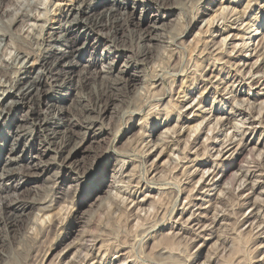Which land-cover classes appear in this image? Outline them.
<instances>
[{
	"label": "rangeland",
	"instance_id": "obj_1",
	"mask_svg": "<svg viewBox=\"0 0 264 264\" xmlns=\"http://www.w3.org/2000/svg\"><path fill=\"white\" fill-rule=\"evenodd\" d=\"M5 1L0 0V30L2 29L3 32L6 28L5 33L3 32L6 34L5 41L0 47V103L8 105L11 99L7 98V93L12 89L17 78L25 77L32 66L38 63V59L45 55V51L53 49L49 46L48 41H53L57 37L59 39L61 35H64L70 23L81 20L76 13L77 9L80 7L81 9L93 8L101 0ZM116 1L92 9L88 16L82 19V21L88 19L89 22L93 21L94 23L100 15L105 16L103 25L101 24L96 32L84 34L81 29H77L69 36L68 42L66 41L76 49H83L85 53L76 60L77 62H73L76 65L73 75L65 71L59 73L60 82L57 86H60V90H58V97H61L62 100L60 106L65 111L71 112V115L76 119L75 123L78 124V127H75L74 131L78 137L84 136L90 129L93 130V133H99L95 136L96 139L89 141L77 155L78 169L67 174H59L61 171L58 165L61 159L68 156L69 150L75 144L73 141L74 144H71L70 134L64 128L65 126L56 128L57 133L51 139L52 151L45 150L46 147L40 149L41 151L36 150L33 152V156L37 158L31 159V161L27 154L26 162L29 167L25 165H21V167L20 164H17L12 166V169L5 170L3 166H0V174L5 172H9V175L16 174L14 181H21V185L25 186L20 191L21 195L16 194L19 197L17 198L21 200H45L51 205L52 202H56V199L58 201L57 197L63 192L62 187L67 188L73 184L75 178L83 171L80 176H83L84 179L81 180L79 192L75 194V197L73 196V199L67 202L60 201L56 206H53L50 211L53 218L43 222L44 225L42 221L34 222L35 215L39 214L38 207L26 211L27 215L16 213L17 219L14 217L15 222L13 221L12 224L10 221L7 222V216L1 211L0 264H5L6 261L7 264H264V223H262L264 221V193H261L264 191V155L262 159L257 155L254 156L257 157V159L255 158L257 163L254 161V157H248V155L246 161L241 162L244 163L242 165L247 164L246 168L257 165H259V169L261 168L257 172L259 176L256 174L258 176L256 179L259 182L257 180V189L254 192L244 189L247 183L244 185L243 178L242 180L239 178L241 175L239 171L240 159L235 161L231 156L232 151L237 149L239 143L241 145L244 142L252 143L251 146L256 147L258 154L264 151V111L260 107L264 101V0H236L235 4L230 5L236 7L234 14L226 16L228 19H226L225 25L229 28L228 32L223 36L215 33L214 35L217 37L214 39L211 37V32L207 30V22L204 20L207 21L209 16L219 9L221 3L228 6L233 0ZM249 3L250 5H248ZM11 20H15L13 21L15 23H11ZM220 22L218 27L223 23ZM249 30L251 31L249 32ZM152 34L158 35L161 40L164 39V43L160 42L161 45L155 42L150 44L149 36H153ZM226 37L229 38L223 44L222 39ZM245 42L250 43L247 52L243 48ZM146 44L148 47L152 46L151 49L147 50ZM19 47L21 49H18ZM56 47L58 45H55L54 48ZM255 47L257 50L253 51ZM142 51L146 53L150 51L149 58L145 57ZM242 52L246 58L241 62L239 60L241 55L243 57ZM140 54L142 56H138ZM24 55L29 57H24ZM151 56L153 58H150ZM247 59L249 61H246ZM211 62L214 64L212 65ZM257 67H260L258 72L255 71ZM6 69L8 70L7 74L4 72ZM250 70L253 74L249 72ZM133 73L139 74L141 79L130 84V76L134 75ZM64 76L67 78L73 76L72 82L64 85L63 81L66 79V77L63 78ZM208 76L213 84L205 82L209 78ZM146 79L151 81H149L150 84ZM142 80L147 81L148 84L144 85L145 82ZM60 84L64 88H61ZM155 92L158 94L155 95ZM185 92L187 97H185ZM2 93L5 95L3 96ZM258 94L260 95L258 96ZM231 95L235 97H231ZM214 96L217 102H213ZM77 104L80 105L77 106ZM249 106L253 107L251 116L240 112L241 109L250 108ZM259 107L260 109H258ZM6 111H9V107L6 108ZM27 111L29 110L27 109L22 114L19 110H13L2 118L0 121V151L4 150L6 154L10 155L9 148H11L13 139L7 135L21 117H27ZM258 112L263 113L260 115ZM180 113L184 115L181 120L189 115L191 118L198 115L199 120L194 123L204 121L200 126V132H197L198 134L188 135L190 131L185 130L186 128L179 130V127L182 126V122L178 120ZM252 116L254 119L259 117L262 121L263 126H260L261 128L257 132L249 130V123L253 121ZM166 118H168V122L164 124ZM217 118H219L218 121H221V123L218 122L220 123L219 128L221 124L225 125L222 129L217 128L216 125L217 130L213 129V123L216 124ZM141 120H145L150 125L149 127L160 125L156 131H146L147 138L145 140L139 133ZM59 121L64 125L66 119L62 118ZM194 123L192 125H195ZM91 124L96 126L92 127ZM26 125V129L30 128L29 124ZM174 127H176L175 130H173ZM168 130L171 131L169 134L172 133V136L167 134L169 139L167 140L174 143V150L170 151L169 149L165 157L156 165L154 160L162 148L155 146L156 148L150 150V146L154 143L152 142L149 146L147 143L150 139L155 142L161 133L168 132ZM180 131L182 136L177 139ZM34 132L33 140H23L18 146L21 152L19 154L22 156L26 151L39 148L43 143V136L36 133L35 130ZM148 136L152 137L148 138ZM188 141L189 143H187ZM63 143L69 144L65 151L60 149L62 147L60 145ZM228 146L229 148L224 153H219ZM230 149L232 151L227 154ZM149 152L152 153V156H149ZM217 155L218 158H216ZM196 159L197 161H195ZM119 160L123 161V165L125 163L124 169L122 166H118ZM212 173H214L213 176H219L216 180L222 179L223 181L214 192L209 190L210 184L213 183L212 176L210 177ZM239 173L240 175H238ZM261 175L263 176L261 177ZM113 176H115L117 184L114 183ZM254 179L252 181H256ZM103 182L107 185L101 189ZM241 183L244 190L240 187ZM93 185L97 188L93 189ZM224 185L225 188H223ZM237 186L238 188H236ZM5 196H0V200H3ZM12 197L10 199L14 200ZM253 199L257 204L253 202ZM85 200L88 202L84 203ZM127 200L129 201L127 202ZM250 205H254V208L257 209L255 210V213H258L257 218L251 215ZM141 208L143 209L141 210ZM182 211L185 213L182 214ZM193 213L195 217H198L196 220H200L205 227L200 228V225L196 224L195 218L191 217ZM202 213L205 218L201 217ZM74 218L79 219L75 221ZM189 218L191 220L187 224ZM50 221H55L56 227ZM223 222L224 224H222ZM186 225L188 229L184 228ZM258 225H261L260 229Z\"/></svg>",
	"mask_w": 264,
	"mask_h": 264
},
{
	"label": "bare ground",
	"instance_id": "obj_2",
	"mask_svg": "<svg viewBox=\"0 0 264 264\" xmlns=\"http://www.w3.org/2000/svg\"><path fill=\"white\" fill-rule=\"evenodd\" d=\"M7 1V0H6ZM5 1V2H6ZM9 1V0H8ZM7 1V2H8ZM116 1V0H115ZM114 0H110V1H108V0H101L100 2H97L96 3V5L93 7V8H91V7H88L87 9H81V7L79 8V9H77L76 11V13L80 16V18H81V20H77L78 22H76V23H70V25L66 28V30H65V33H64V35H61V37L59 38V39H55V40H53V41H48V43H49V46L50 47H53V49H47L46 51H45V55L44 56H42V57H40V59H38V63H37V60H36V65H33L32 66V68L30 69V71L27 73V75H25V77H21V79H18L17 78V81L14 83V85H13V87H12V89L7 93V98H9V99H11V100H9L10 102L8 103V105L6 106V105H4V103L3 102H1L0 103V121H2V118H4L7 114H10L13 110H19V111H21L22 112V114L28 109L29 111H27L26 113H27V117H21L20 119H19V122H17L15 125H14V128L13 129H11L10 130V132L8 133L9 135H7V137H9V138H12L13 139V141H12V144H11V148H9V150H10V155L9 154H6L5 152H4V150H1L0 151V166L2 167L3 166V168L5 169V170H10V169H12V166H14V165H17V164H20V166L21 165H25V166H27V167H29V165L27 164V162H26V159H27V156L29 155V159H30V161H31V159H33V158H37V157H35V156H33V152L34 151H36V150H40V149H42L43 147L45 148L46 147V149L45 150H48V151H52V149H51V146H52V141H51V139L52 138H54L55 137V135H56V128L57 127H60V126H65L64 128H66L67 129V131H68V133L70 134V136H69V139H70V141H71V144H74V147L72 148V149H70L69 150V153H68V156H66L65 158H62L61 159V162H60V164L58 165L59 166V169H60V171L61 172H59V174L60 173H64V174H67V173H70V172H72L73 170H75V169H78L77 167H78V163H79V161L76 159V157H77V155L80 153V151H82V149H83V147L89 142V141H91L92 139H96V135H98L97 133H93V130H88L89 132H86V134L84 135V136H82V137H78L77 135H76V133H75V127H78V124H76L75 122H77L76 121V119H74V116L73 115H71V112H67V111H65L64 109H63V107L61 108V102H62V100H61V97H58V90H60L59 88H60V86H57L58 84H59V82H60V77H59V73L62 71V72H66V73H70V74H72L73 75V73H74V68L76 67V65L73 63L74 61H76V60H78L81 56H82V54L83 53H85V51L83 50V49H81V48H75V46H73V45H69L67 42V40L69 39V36L73 33V32H75V30H77V29H81V32L82 33H88V32H96V30H97V28H99L100 27V25L102 24V23H104L103 22V20H105L104 18H105V16H103V15H100V17L99 18H97L95 21H94V23H93V21L92 22H89V20L87 19L86 21L85 20H83L82 21V19L85 17V16H88V14L91 12V10L92 9H97L98 7L100 8L102 5H106L107 3H110V2H115ZM156 1V0H155ZM226 1V0H225ZM78 2V1H77ZM117 2V1H116ZM123 2V1H122ZM247 2H250V1H247ZM2 3V2H1ZM91 3H92V1H91ZM138 3V2H137ZM236 3V0H233L228 6L226 5V6H224V4L223 3H221L219 6V9L218 10H216L211 16H209V19H207V21L206 20H204L205 22H207L206 24H207V27H208V31H210L211 32V37H212V39H214V38H216L217 37V35L218 34H220V36H223L225 33H227L228 32V29L229 28H227L226 27V25H225V23H226V19H228V17H226V16H228V14L230 15V14H234V12H235V9H236V7L234 8V7H231L230 5H232V4H235ZM162 5H164V4H162ZM248 5H250V3L248 4ZM1 6H2V4H1ZM79 6V5H78ZM115 6V5H114ZM103 7V6H102ZM210 8V7H209ZM1 9V8H0ZM5 9V8H4ZM109 9H110V7H109ZM113 9H115L116 10V8H114L113 7ZM246 9V8H245ZM251 10V9H250ZM109 11V10H108ZM113 11V10H112ZM94 12V11H93ZM101 12V11H100ZM104 12V11H103ZM107 12V11H106ZM111 12V11H110ZM245 12V11H244ZM5 13V12H4ZM11 13H12V11H11ZM76 13H75V15H76ZM109 13V12H108ZM108 13H107V15H108ZM242 13H243V11H242ZM247 13V12H246ZM111 14V13H110ZM18 15V14H17ZM78 15L77 16H75L76 18L78 17ZM119 15V14H118ZM181 16V15H180ZM239 16V15H238ZM6 17V16H5ZM110 17V16H109ZM237 17V16H236ZM245 17V16H244ZM21 18V17H20ZM179 18V17H178ZM182 18V17H181ZM180 18V19H181ZM238 19H239V17H237ZM242 18V17H241ZM86 19V18H85ZM92 19H94V18H92ZM206 19V18H205ZM20 20V19H19ZM22 20V19H21ZM74 20H75V18H74ZM116 20V19H115ZM178 20V19H177ZM240 20V19H239ZM242 20V19H241ZM13 21H15V20H11V23L13 22ZM203 21V22H204ZM223 22L222 23V25L220 26L219 25V27H218V24H219V22ZM9 22V21H8ZM71 22H74V21H71ZM111 22V21H110ZM114 22V21H113ZM220 22V23H221ZM229 22V21H228ZM10 23V24H11ZM15 22H13V24H14ZM67 23V22H66ZM191 23V22H190ZM2 24V23H1ZM122 24V23H121ZM169 24V23H168ZM5 25V24H4ZM12 25V24H11ZM103 25V24H102ZM113 25V24H112ZM232 25V24H231ZM250 25V24H249ZM3 26V25H2ZM9 26V25H8ZM157 27V26H156ZM165 27H166V25H165ZM189 27V26H188ZM240 27V26H239ZM238 27V28H239ZM250 27V26H249ZM155 28V27H154ZM253 28V27H252ZM5 30H6V28H4ZM158 29V28H157ZM164 29V28H163ZM245 29V28H244ZM2 30V29H1ZM0 30V47H1V45H2V43L5 41V37H6V34H4L5 32V30L2 32ZM207 30H205V31H207ZM100 31V30H99ZM213 31V32H212ZM238 31V30H237ZM251 30H249V32H250ZM8 32V31H7ZM111 32V31H110ZM118 32V31H117ZM116 32V33H117ZM201 32V31H200ZM242 32V31H241ZM198 33V32H197ZM207 33V32H206ZM215 33H217V35H214ZM230 33V32H229ZM253 33V32H252ZM10 34V33H9ZM8 34V35H9ZM80 34V33H79ZM53 35V34H52ZM59 35V34H58ZM105 35V34H104ZM147 35V34H146ZM153 35V34H152ZM166 35V34H165ZM231 35V34H230ZM239 35V34H238ZM46 36V35H45ZM197 36V35H196ZM199 36H201V35H199ZM150 38H151V40H150V38H149V43L150 44H152L153 42H155V43H157V44H159L160 42H162V43H164V39L163 40H161V37H159L158 38V35H153V36H149ZM230 37V36H229ZM229 37H226V38H223L222 39V42H224L225 40H227ZM234 38H236L237 36H233ZM251 37V36H250ZM27 38V37H26ZM114 38V37H113ZM181 38V37H180ZM196 38V37H195ZM222 38V37H221ZM19 39V38H18ZM196 39H198V38H196ZM251 39V38H250ZM23 40V39H22ZM118 40V39H117ZM171 40V39H170ZM33 41V40H32ZM67 41V42H66ZM114 41V40H113ZM167 41V40H166ZM168 41H169V39H168ZM197 41V40H196ZM208 41V40H207ZM206 41V42H207ZM243 41V40H242ZM111 42V41H110ZM119 42V41H118ZM148 42V41H147ZM174 42V41H173ZM211 42H212V40H211ZM220 42V41H219ZM218 42V43H219ZM226 42V41H225ZM225 42L223 43V44H225ZM262 42V41H261ZM260 42V43H261ZM15 43V42H14ZM18 43V42H17ZM20 43V42H19ZM114 43V42H113ZM146 43V42H145ZM145 43H144V45H145ZM148 43V44H149ZM26 44V43H25ZM36 44V43H35ZM47 44V43H46ZM112 44V43H111ZM124 44V43H123ZM220 44V43H219ZM256 44V43H255ZM7 45V44H6ZM15 45V44H14ZM23 45V44H22ZM55 45H58V47H56V48H54L55 47ZM160 45H161V43H160ZM164 45V44H163ZM168 45V44H167ZM41 46H42V44H41ZM40 46V47H41ZM126 46V45H125ZM157 46H159V45H157ZM166 46V45H165ZM165 46H163V47H165ZM169 46V45H168ZM170 46H172V45H170ZM175 46V45H174ZM216 46H218V45H216ZM253 46H255V45H253ZM262 46V45H261ZM16 47V46H15ZM32 47V46H31ZM35 47V46H34ZM146 47H147V50L148 49H151V47L152 46H150L149 45V47H148V45L146 44ZM160 47V46H159ZM213 47V46H212ZM227 47V46H226ZM234 47V46H233ZM236 47V46H235ZM238 47H239V45H238ZM4 48H5V46H4ZM17 48V47H16ZM38 48V47H37ZM45 48V47H44ZM49 48V47H48ZM107 48V47H106ZM124 48V47H123ZM174 48V47H173ZM172 48V49H173ZM205 49H206V47H204ZM208 48V47H207ZM215 48V47H214ZM237 48V47H236ZM244 50H245V52H247L248 51V49L250 48V43H246L245 42V45H244ZM262 48V47H261ZM18 49H21L20 47L18 48ZM23 49V48H22ZM34 49V48H33ZM46 49V48H45ZM105 49V48H104ZM127 49V48H126ZM144 49V48H143ZM163 49V48H162ZM166 49H167V47H166ZM263 49V48H262ZM176 50V49H175ZM206 50H208V49H206ZM244 50H243V52H244ZM255 50H257V47H255L254 49H253V51H255ZM264 50V49H263ZM262 50V51H263ZM141 51V50H140ZM140 51H139V53H140ZM168 51V50H167ZM171 51V50H170ZM219 51H220V49H219ZM225 51V50H224ZM26 52V51H25ZM142 52H144L143 53V55L145 56V57H148L149 58V55H150V51H147V53L145 52V51H142ZM161 52V51H160ZM174 52V51H173ZM233 52H234V49H233ZM242 52V53H243ZM1 53V52H0ZM30 53V52H29ZM159 53V52H158ZM169 53H171V52H169ZM203 53V52H202ZM208 53V52H207ZM212 53V52H211ZM224 53V52H223ZM174 54V53H173ZM21 55V54H20ZM158 55H160V54H158ZM157 55V56H158ZM172 55V54H171ZM214 55V54H213ZM28 55H24V57H27ZM138 56H142L141 54L140 55H138ZM201 56V55H200ZM208 56V55H207ZM252 56V55H251ZM257 56V55H256ZM23 57V58H24ZM29 57V56H28ZM144 57V58H145ZM199 57V56H198ZM1 58V57H0ZM150 58H153L152 56L150 57ZM157 58V57H156ZM244 58H246V55H244V53H243V57H242V55H241V59L239 60V61H244ZM248 58H250V57H248ZM146 59V58H145ZM217 59V58H216ZM219 59H221V58H219ZM229 59V58H228ZM25 60V59H24ZM142 60V59H141ZM150 60V59H149ZM236 60V59H235ZM259 60V59H258ZM1 61V60H0ZM214 61H216V60H214ZM246 61H249L248 59L246 60ZM5 62V61H4ZM23 62V61H22ZM25 62V61H24ZM77 62V61H76ZM152 62V61H151ZM222 62V61H221ZM230 62V61H229ZM256 62H258V61H256ZM31 63V62H30ZM231 63V62H230ZM229 63V64H230ZM12 64V63H11ZM16 64H17V62H16ZM15 64V65H16ZM22 64V63H21ZM79 64V63H78ZM211 64H212V62H211ZM214 64V63H213ZM212 64V65H213ZM253 64V63H252ZM263 64V63H262ZM14 65V64H13ZM24 65V64H23ZM125 65V64H124ZM201 65H202V63H201ZM201 65H200V67H201ZM231 65V64H230ZM244 65H246V62H244ZM255 65H257L256 63H255ZM254 65V66H255ZM2 66V65H1ZM21 66V65H20ZM87 66V65H86ZM110 66V65H109ZM126 66V65H125ZM254 66H252V67H254ZM85 67V66H84ZM230 67V66H229ZM235 67V66H234ZM251 67V66H250ZM156 68V67H155ZM154 68V69H155ZM202 68V67H201ZM244 68V67H243ZM260 67H257L256 68V72H258V69H259ZM2 69V68H1ZM21 69V68H20ZM112 69V68H111ZM130 69V68H129ZM139 69V68H138ZM199 69V68H198ZM207 69V68H206ZM223 69V68H222ZM242 69V68H241ZM252 69V68H251ZM7 70V69H6ZM4 71L5 72V74H7V72H8V70L7 71ZM240 70V69H239ZM10 71V70H9ZM137 71V70H136ZM185 71V70H184ZM196 71H198L197 69H196ZM236 71V70H235ZM241 71V70H240ZM254 71V72H255ZM2 72V71H1ZM102 72V71H101ZM124 72V71H123ZM183 72V71H182ZM181 72V73H182ZM203 72V71H202ZM249 72H251V70L249 71ZM13 73V72H12ZM17 73V72H16ZM108 73V72H107ZM154 73H155V71H154ZM185 73V72H184ZM235 73V72H234ZM242 73V72H241ZM240 73V74H241ZM252 73V72H251ZM63 74V73H62ZM134 74V73H133ZM164 75H165V73H163ZM253 74V73H252ZM4 75V74H3ZM92 75V74H91ZM156 75V74H155ZM158 75V74H157ZM175 75V74H174ZM182 75V74H181ZM207 75V74H206ZM250 75V74H249ZM97 76V75H96ZM108 76V75H107ZM106 76V77H107ZM163 76V75H162ZM202 76V75H201ZM204 76V75H203ZM210 76V75H209ZM208 76V77H209ZM212 76V75H211ZM254 76V75H253ZM3 77V76H2ZM13 77V76H12ZM66 76H64L63 78H65ZM73 77V76H72ZM72 77L70 78H67L66 77V79L63 81V84L65 85V83H71L72 81ZM103 77V76H102ZM123 77V76H122ZM188 77V76H187ZM189 77H190V75H189ZM206 77V76H205ZM20 78V77H19ZM62 77H61V80L63 79ZM94 78V77H93ZM105 78V77H104ZM115 78V77H114ZM120 78V77H119ZM146 78V77H145ZM155 78V77H154ZM153 78V79H154ZM156 78H157V76H156ZM196 78V77H195ZM213 78V77H212ZM3 79V78H2ZM1 79V80H2ZM103 79V78H102ZM108 79V78H107ZM140 79H141V77L139 76V74H134V75H131L130 76V84H132V82L133 81H136V80H138V81H140ZM201 80H202V78H200ZM242 79H244V78H242ZM68 80V81H67ZM70 80V81H69ZM113 80V79H112ZM111 80V81H112ZM118 80V79H117ZM129 80V79H128ZM147 80V79H146ZM191 80V79H190ZM233 80V79H232ZM14 81V80H13ZM103 81V80H102ZM148 81V80H147ZM147 81H143L142 80V82H145V83H143L144 85H146V83H147ZM150 81V80H149ZM149 81H148V83H149ZM188 81V80H187ZM195 81V80H194ZM203 81H205L204 79H203ZM246 81V80H245ZM12 82V81H11ZM90 82V81H89ZM126 82V81H125ZM151 82V81H150ZM202 82V81H201ZM205 82H207V83H212V80H211V78L209 77ZM204 82V83H205ZM101 83V82H100ZM103 83V82H102ZM147 83V84H148ZM157 83V82H156ZM159 83V82H158ZM182 83L184 84V80L182 81ZM203 83V82H202ZM264 83V82H263ZM8 84H9V81H8ZM82 84V83H81ZM105 84V83H104ZM113 84V83H112ZM118 84V83H117ZM134 84V83H133ZM150 84V83H149ZM213 84V83H212ZM61 85V84H60ZM135 85V84H134ZM208 85V84H207ZM210 85V84H209ZM222 85V84H221ZM235 85V84H234ZM12 86V85H11ZM109 86V85H108ZM142 86V85H141ZM152 86H154L153 85V83H152ZM156 86V85H155ZM161 87H162V85H160ZM205 86V85H204ZM63 87V85H61V88ZM80 87V86H79ZM82 87V86H81ZM114 87V86H113ZM151 87V86H150ZM64 88V87H63ZM69 88V87H68ZM142 88V87H141ZM140 88V89H141ZM144 88H146V87H144ZM163 88V87H162ZM219 88V87H218ZM227 88V87H226ZM253 88V87H252ZM154 89V88H153ZM157 89V88H156ZM207 89V88H206ZM205 89V90H206ZM87 90V89H86ZM162 90H164V89H162ZM161 91V90H160ZM226 91V90H225ZM228 91V90H227ZM112 92V91H111ZM153 92V91H152ZM193 92V91H192ZM229 92V91H228ZM141 93V92H140ZM142 93H143V90H142ZM149 93V92H148ZM121 94V93H120ZM156 94H158V93H156L155 92V95ZM185 94V97H187V94H186V92L184 93ZM235 94V93H234ZM2 95L4 96L5 95V93H2ZM122 95V94H121ZM153 96H154V94H152ZM203 95V94H202ZM230 95V94H229ZM260 94H258V96H259ZM96 96H98V95H96ZM100 96H101V94H100ZM183 96V95H182ZM232 96H234V95H231V97ZM91 97V96H90ZM114 97V96H113ZM155 97V96H154ZM235 97V96H234ZM80 98V97H79ZM97 98V97H96ZM202 98V97H201ZM77 99V98H76ZM86 99V98H85ZM1 100V99H0ZM78 100V99H77ZM76 100V101H77ZM79 100H81V99H79ZM96 100V99H95ZM152 100V99H151ZM172 100V99H171ZM170 100V101H171ZM107 101V100H106ZM150 101V100H149ZM195 101V100H194ZM200 101V100H199ZM238 101V100H237ZM244 101V100H243ZM248 101V100H247ZM8 102V101H7ZM45 102H48L46 105L44 104ZM81 102V101H80ZM79 102V103H80ZM100 102V101H99ZM213 102H217L216 100H215V96H214V100H213ZM235 102H236V99H235ZM5 103H6V101H5ZM72 103V102H71ZM77 103V102H76ZM186 103V102H185ZM199 103V102H198ZM244 103V102H243ZM250 103V102H249ZM170 104V103H169ZM192 104V103H191ZM241 104V103H240ZM256 104V103H255ZM78 105H80V104H77V106ZM100 106H101V104H99ZM258 105H259V103H258ZM84 106V105H83ZM190 106V105H189ZM236 106V105H235ZM238 106H240V105H238ZM253 106V105H252ZM9 107V111H6V108H8ZM105 107V106H104ZM197 107V106H196ZM250 107V106H249ZM256 107V106H255ZM260 107H262V111H264V101H263V103H261V105H260ZM260 107L258 108V109H260ZM106 108V107H105ZM105 108H104V110H105ZM165 108H167V107H165ZM200 108H201V106H200ZM237 108H239V107H237ZM241 108V107H240ZM75 109V108H74ZM179 109V108H178ZM193 109V108H192ZM233 109V108H232ZM257 109V110H258ZM259 111V110H258ZM100 112V111H99ZM170 112V111H169ZM240 112H243L245 115H246V113H247V115L248 116H251L252 114H253V107H250V108H247V109H244V110H240ZM261 112V111H260ZM197 113V112H196ZM259 113V112H258ZM263 113V112H262ZM262 113H259L260 115H262ZM21 114V115H22ZM102 114V113H101ZM138 114V113H137ZM181 114V113H180ZM200 114V113H199ZM243 114V115H244ZM25 115V114H24ZM82 115V114H81ZM169 115V114H168ZM257 115V114H256ZM184 115L183 114H181L180 115V117H179V121L180 122H182V126L181 127H179V130H182V129H184V128H186L185 130H188V131H190V133H188V135L190 134V135H192L191 133H193L194 135H195V133H199L200 131V126H201V124L204 122L202 119V122H200L199 123V121H198V123L197 124H195L196 123V121L197 120H199V116L198 115H194V117L193 118H191L190 117V115L188 116V117H185V118H183L182 120H181V118L183 117ZM186 116V115H185ZM209 116V115H208ZM241 117V116H240ZM258 117V116H257ZM261 117V116H260ZM62 118H65L66 119V122H65V124L64 125H62L61 123H60V121H59V119H62ZM97 118V117H96ZM146 118H148V117H146ZM169 118V117H168ZM168 118H166V120H165V122H164V124H166L167 122H168ZM204 119L206 118V116L205 117H203ZM248 118V117H247ZM89 119V118H88ZM95 119V118H94ZM98 119V118H97ZM251 119L253 120L252 122H250L249 123V125H250V128H249V130H252L253 132H257L258 130H259V128H261L260 126H263L262 125V121L260 120L261 118H255L254 119V116H252L251 117ZM78 120V119H77ZM87 120V119H86ZM219 120V118H217V122H216V124H214L213 123V129H216L217 130V128H219L218 126L220 125V123H221V121H218ZM221 120H222V118H221ZM244 120V119H243ZM62 121V120H61ZM84 121H85V119H84ZM216 121V120H215ZM246 121V120H245ZM102 122V121H101ZM195 122V123H194ZM218 122H220V123H218ZM85 123V122H84ZM192 123H194L195 125H192ZM26 124H29V126H30V128H35V129H30V128H28V129H26V127H27V125ZM26 125V126H25ZM92 125V127H95L96 125L95 124H91ZM95 125V126H94ZM215 125L217 126V128L215 127ZM28 126V127H29ZM32 126V127H31ZM139 126L141 127V130L139 131V133H140V136L142 137V138H144V140H145V138H147V134H146V131L147 132H150L151 130H157L159 127H160V125L159 126H156V125H151V127H149L150 125L149 124H147L146 123V121L144 120H141L140 122H139ZM225 125H224V123L223 124H221V126H220V128L222 129V127H224ZM244 126V125H243ZM89 127H91V126H89ZM212 127V126H211ZM210 127V130L212 129ZM231 127H233V126H231ZM99 128V127H98ZM175 128L176 127H174V129L173 130H175ZM219 128V129H220ZM102 129V128H101ZM232 129V128H231ZM234 129V128H233ZM241 129V128H240ZM34 130L36 131V133L38 132V134H41L42 136H43V138H44V141H43V143H41L40 144V147L39 148H33L31 151L29 150V151H26L24 154H23V156H22V154H19V153H21L20 152V147L18 148V146H20V142L21 141H23V140H27V139H29V140H33L34 139V135H35V132H34ZM210 130H208V131H210ZM216 130H215V132H216ZM246 130V129H245ZM99 131V130H98ZM166 131V130H165ZM164 131V133H161L158 137H157V139L155 140V142L154 141H152L151 139H150V141L147 143L148 144V146H149V144H151L152 142L154 143L152 146H150V150H152V148H154L155 146L157 147H161L162 149L160 150L161 152L157 155V157L155 158V160H154V162H156V165H157V162L159 163L162 159H163V157H165V154H166V152L170 149V151H171V149H172V151L174 150V146H173V142L172 141H168L169 139H168V136H167V134H169V132H171V131H169L168 130V132H165ZM212 131V130H211ZM175 132V131H174ZM213 132V131H212ZM220 132V131H219ZM197 133V134H198ZM247 133V132H246ZM246 133H245V135H246ZM172 133H170L169 135H171ZM214 134V133H213ZM219 134V133H218ZM234 134V133H233ZM60 136V135H59ZM172 136V135H171ZM182 136V132L180 131V132H178V135H177V139L178 138H180ZM193 136V135H192ZM63 137V136H62ZM68 137V136H67ZM95 137V138H94ZM152 136H148V138H151ZM213 137V136H212ZM218 137V136H217ZM99 138V137H98ZM173 138V137H172ZM226 138H228V137H226ZM230 138V137H229ZM235 138V137H234ZM68 139V140H69ZM103 139V138H102ZM168 139V140H167ZM232 139V138H231ZM67 140V141H68ZM101 140V139H100ZM104 140V139H103ZM190 140V139H189ZM209 140V139H208ZM228 140V139H227ZM243 140V139H242ZM72 141L74 142V143H72ZM193 141V140H192ZM207 141V140H206ZM225 141V140H224ZM60 142V141H59ZM232 142H234V141H232ZM239 142V141H238ZM242 142V141H241ZM69 143V142H68ZM178 143V142H177ZM187 143H189V141L187 142ZM229 143V142H228ZM146 144V143H145ZM144 144V145H145ZM205 144V143H204ZM227 144V143H226ZM225 144V145H226ZM38 145V144H37ZM46 145H49L48 147L46 146ZM143 145V144H142ZM188 145V144H187ZM206 145V144H205ZM225 145H224V147H225ZM235 145V144H234ZM233 145V146H234ZM252 145V143H241V145H240V143H239V146H238V144H237V146L238 147H236L237 149H235L234 151H232V149H230L229 151H227V154L230 152V151H232V154H231V156L232 157H234V160L235 161H238L239 159H240V163H239V171H240V173H241V175H240V173L238 174V175H240V180H242V178H243V180L242 181H244L243 182V184L245 185L246 183H247V185L246 186H244L245 188L244 189H246L247 191H252V192H254V191H256V184H258V182H259V180L258 179H256V177L258 178V174H257V172H259L258 171V169H259V165H257V166H254V167H247L246 168V165H242V164H244V163H241V162H245L246 161V156L248 155V157L250 156H252V157H254V156H258V157H260L261 159H262V156L264 155V151H262V153L260 152V154H258V153H256V147H252L251 146ZM62 146V147H61ZM186 146V145H185ZM191 146V145H190ZM195 146V145H194ZM60 149H61V151H65L68 147H69V144L67 145V144H65V143H63V145H60ZM147 147V146H146ZM155 147V148H156ZM164 147V148H163ZM177 147V146H176ZM223 147V146H222ZM144 148V147H143ZM142 148V149H143ZM178 148V147H177ZM229 148V146L228 147H226V148H223V150L222 151H219V153L220 154H222V152L224 153V151L226 150V149H228ZM8 149V148H7ZM54 149H55V147H54ZM59 149V150H60ZM150 150H148V151H150ZM206 150V149H205ZM8 151V150H7ZM41 151V150H40ZM148 151L146 152V154L148 153ZM188 151V150H187ZM9 152V151H8ZM57 152H58V148H57ZM57 152H56V154H57ZM182 152H184V151H182ZM43 153V152H42ZM150 153V152H149ZM180 153V152H179ZM205 153V152H204ZM28 154V155H27ZM152 153H150V155L149 156H152L151 155ZM168 155V154H167ZM170 155V154H169ZM205 155V154H204ZM106 156V155H105ZM221 156V155H220ZM228 156V155H227ZM230 156V157H231ZM170 157V156H169ZM172 157V156H171ZM170 157V158H171ZM185 157V156H184ZM183 157V158H184ZM188 157V156H187ZM196 157V156H195ZM231 157V158H232ZM179 158V157H178ZM181 158V157H180ZM216 158H218V155H217V157ZM257 159V157H254V159ZM119 159V158H118ZM145 159V158H144ZM198 159V158H197ZM197 159L195 160V161H197ZM250 159V158H249ZM248 159V160H249ZM253 159V158H252ZM256 159L254 160L255 162H256ZM264 159V158H263ZM178 160V159H177ZM243 160H245V161H243ZM247 160V161H248ZM258 160H260V159H258ZM117 161V160H116ZM190 161V160H189ZM253 161V160H252ZM262 161V160H261ZM175 162V161H174ZM191 162V161H190ZM259 162V161H258ZM264 162V161H263ZM41 163V162H40ZM167 163V162H166ZM177 163V162H176ZM257 163V162H256ZM35 164V163H34ZM118 164V166H122L123 168L122 169H124V165H125V163H124V165H123V161H121V160H119V163H117ZM163 164H165V163H163ZM173 164V163H172ZM255 164V163H254ZM261 164V163H260ZM45 165H46V163H45ZM155 165V166H156ZM250 165V164H249ZM19 166V165H18ZM117 166V167H118ZM163 166V165H162ZM215 166V165H214ZM229 166V165H228ZM11 167V168H10ZM22 167V166H21ZM44 167V166H43ZM158 167V166H157ZM156 167V168H157ZM13 168H15V167H13ZM23 168H25V167H23ZM121 168V167H120ZM246 168V169H245ZM189 169V168H188ZM217 169V168H216ZM224 169V168H223ZM222 169V170H223ZM261 169V168H260ZM259 169V170H260ZM117 170V169H116ZM120 170V169H119ZM186 170V169H185ZM205 170V169H204ZM3 171V170H2ZM131 171H133V170H131ZM207 171V170H206ZM209 171V170H208ZM207 171V172H208ZM82 173H83V171H81ZM264 172V171H263ZM5 173H7V175H5ZM4 174H0V196H2V195H6L5 197H4V199L3 200H0V214H2L1 213V211H3L4 213H5V215L7 216L6 217V220H7V222L8 221H10V223L12 224V222L15 220H13V218L14 217H16V219H17V214L16 213H21L22 215H25L26 213V211H28V210H30V209H33V208H37L38 209V211H39V214H36L35 215V223L37 222V221H42V223L43 222H45L46 220L48 221V220H51L53 217V214H52V212H50L51 210H52V207L53 206H56V204H58L60 201H62V202H64V200L67 202V201H69L70 199H73V196L75 197L76 195L75 194H77L78 192H79V187L81 186V180L82 179H84V177L83 176H80V175H78L77 176V178H75V181H74V183H76V184H71V185H69V186H67V188L65 187H62V193H61V195L59 196V197H57L58 198V201H57V199H56V202L54 203V202H52V204L50 205V203L48 204L47 203V201H45V200H41V201H37V199L36 200H31V201H28V200H21V199H18L19 197H18V195H16V194H20V191L21 190H23L24 188H25V186L24 185H21L22 183H21V181H19V182H16V181H14V176L16 175L14 172V174L15 175H13V174H11V175H9V172H5ZM21 173V172H20ZM85 173V172H84ZM58 174V177L60 178V175ZM76 174V173H75ZM128 174H130V173H128ZM132 174V173H131ZM186 174V173H185ZM189 174V173H188ZM213 174L214 173H212L211 175H210V177L212 176V181H213V183L212 184H210L211 186H210V191H215V190H217L220 186H221V183L223 182L222 181V179H218V180H216L217 179V177H219V176H217V175H214L213 176ZM256 174L258 175V176H256ZM17 175H19L18 173H17ZM85 175V174H84ZM125 175V174H124ZM134 175V174H133ZM223 175V174H222ZM237 175V174H236ZM39 176H41V175H39ZM129 176V175H128ZM127 176V177H128ZM187 176V175H186ZM224 176V175H223ZM235 176V175H234ZM263 175H261V177H262ZM124 177V176H123ZM236 177V176H235ZM234 177V178H235ZM238 177V176H237ZM112 178H114V183H116L115 182V176H113ZM130 178H131V176H130ZM129 178V179H130ZM202 178H204L203 176H202ZM232 178V177H231ZM255 178V179H254ZM118 179H120V178H118ZM237 179V178H236ZM252 179H254V180H256V181H252ZM117 180V179H116ZM225 180V179H224ZM239 180V179H238ZM257 180H258V182H257ZM112 181V180H111ZM131 181V180H130ZM135 181V180H134ZM150 181V180H149ZM200 181V180H199ZM231 181V180H230ZM230 181H229V183H230ZM262 181V180H261ZM57 182V181H56ZM96 182V181H95ZM127 182V181H126ZM133 182V181H132ZM211 182V181H210ZM225 182V181H224ZM263 182V181H262ZM63 183H64V181H63ZM119 183V182H118ZM228 183V184H229ZM237 183V182H236ZM240 183V182H239ZM238 183V184H239ZM117 184V183H116ZM122 184V183H121ZM237 184V185H238ZM242 183H241V185H240V187L242 188L243 185ZM261 184V183H260ZM55 185H56V183H55ZM107 184L105 183V182H103V184H102V187H100L101 189H103L105 186H106ZM124 185H126V184H124ZM225 185H227V184H225ZM225 185H224V187L223 188H225ZM129 186H131V185H129ZM229 186H230V184H229ZM232 186V185H231ZM117 187H118V185H117ZM97 188V186H94L93 185V189H96ZM236 188H238V186L236 187ZM39 189V188H38ZM41 189V188H40ZM100 189V190H101ZM117 189V188H116ZM140 189V188H139ZM227 189H228V187H227ZM230 189V188H229ZM232 189V188H231ZM240 189V188H239ZM243 189V188H242ZM241 189V190H242ZM243 189V190H244ZM36 190V189H35ZM48 190V189H47ZM127 190V189H126ZM221 190H222V188H221ZM226 190V189H225ZM238 190V189H237ZM240 190V191H241ZM261 190V189H260ZM94 191H96V190H94ZM140 191V190H139ZM219 191H220V189H219ZM218 191V192H219ZM230 191V190H229ZM59 192V191H58ZM110 192V191H109ZM192 192H194V191H192ZM118 193V192H117ZM220 193V192H219ZM223 193V192H222ZM225 193V192H224ZM231 193V192H230ZM243 193V192H242ZM251 193V192H250ZM262 194L264 193V191L263 192H261ZM111 194V193H110ZM109 194V195H110ZM221 194V193H220ZM228 194V193H227ZM232 194V193H231ZM240 194V193H239ZM253 194V193H252ZM21 195V194H20ZM48 195V194H47ZM115 195V194H114ZM144 195V194H143ZM224 195V194H223ZM11 196H13L12 198L14 199V200H12V199H10V197ZM45 196V195H44ZM112 196H113V193H112ZM149 196V195H148ZM192 196V195H191ZM221 196V195H220ZM230 196V195H229ZM18 197V198H17ZM109 197V196H108ZM145 197V196H144ZM226 197V196H225ZM248 197V196H247ZM246 197V198H247ZM44 198V197H43ZM47 198V197H46ZM98 198V197H97ZM146 198V197H145ZM226 198H228V197H226ZM230 198V197H229ZM264 198V197H263ZM40 199V198H39ZM95 199V198H94ZM191 199V198H190ZM241 199V198H240ZM239 199V200H240ZM255 199V198H254ZM254 199H253V202H254ZM52 200V199H51ZM99 200H101V199H99ZM109 200V199H108ZM118 200V199H117ZM116 200V201H117ZM130 200V199H129ZM129 200H127V202L129 201ZM144 200V199H143ZM187 200V199H186ZM214 200V199H213ZM221 200V199H220ZM239 200H237V201H239ZM259 200V199H258ZM54 201H55V199H54ZM115 201V200H114ZM121 201V200H120ZM177 201V200H176ZM201 201V200H200ZM226 201V200H225ZM249 201V200H248ZM260 201H262V200H260ZM264 201V200H263ZM262 201V202H263ZM72 202V201H71ZM88 201H86L85 200V202L84 203H87ZM103 202V201H102ZM123 203H124V199H123V201H122ZM121 202V203H122ZM258 202V201H257ZM70 203V202H69ZM220 203L222 204V202L220 201ZM224 203V202H223ZM249 204L251 203V202H248ZM254 203H256V202H254ZM261 203V202H260ZM257 204V203H256ZM255 204V205H256ZM264 204V203H263ZM263 204H261V205H263ZM75 205V204H74ZM103 205V204H102ZM120 205V204H119ZM123 205V204H122ZM130 205H132V204H130ZM176 205V204H175ZM190 205V204H189ZM206 205V204H205ZM220 205V204H219ZM240 205H241V203H240ZM129 207V206H128ZM200 207V206H199ZM207 207V206H206ZM215 207V206H214ZM245 207V206H244ZM256 207H257V205H256ZM201 208V207H200ZM249 208V207H248ZM250 208L252 209V211H251V215L255 218L256 217V215L258 214V213H255V210H257V209H255L254 208V205H250ZM119 209V208H118ZM122 209V208H121ZM127 209V208H126ZM137 209H138V207H137ZM140 209V208H139ZM143 208H141V210H142ZM213 209V208H212ZM146 210V209H145ZM187 210V209H186ZM250 210V209H249ZM248 210V211H249ZM56 211V210H55ZM132 211V210H131ZM198 211H200V210H198ZM207 211V213H208V210H206ZM215 211V210H214ZM217 211H219V210H217ZM264 211V210H263ZM138 212H139V210H138ZM143 212V211H142ZM174 212V211H173ZM183 213L182 214H184L185 212L184 211H182ZM226 212V211H225ZM260 212V211H259ZM51 213V214H50ZM81 213V212H80ZM156 213V212H155ZM181 213V212H180ZM206 213V214H207ZM21 214H19V215H21ZM83 214V213H82ZM140 214V213H139ZM218 214V213H217ZM246 214V213H245ZM21 215V216H22ZM27 215V214H26ZM34 215V214H33ZM135 215V214H134ZM1 216V215H0ZM82 216V215H81ZM137 216V215H136ZM140 216V215H139ZM194 217L195 218V220L194 221H197L196 222V224L197 225H200L199 227L201 228V227H205V226H203L204 224H202V222L200 221V220H196V219H198V217H195V214L193 213L192 215H191V217ZM199 216H200V214H199ZM204 215H203V213H202V215H201V217H203ZM206 216V215H205ZM213 216H215V215H213ZM224 216V215H223ZM244 216V215H243ZM263 216V215H262ZM28 217V216H27ZM34 217V216H33ZM89 217V216H88ZM192 217V218H193ZM211 217V216H210ZM234 217V216H233ZM248 217V216H247ZM264 217V216H263ZM1 218H2V216H1ZM1 218H0V223H1ZM3 218H4V216H3ZM30 218V217H29ZM28 218V220H31V219H29ZM92 218V217H91ZM142 218V217H141ZM193 218V219H194ZM203 218H205V217H203ZM215 218V217H214ZM251 218V217H250ZM257 218V217H256ZM260 218V217H259ZM5 219V218H4ZM55 219H56V217H55ZM75 219V218H74ZM77 219V220H76ZM75 219V221H78V219L79 218H76ZM192 219V220H193ZM241 219V218H240ZM249 219V218H248ZM253 219V218H252ZM262 219V218H261ZM33 220V219H32ZM58 220V219H57ZM187 220H189V221H187ZM186 221H187V224H188V222H190V220H191V218H189V219H187ZM213 220V219H212ZM239 220V219H238ZM246 220V219H245ZM263 220V219H262ZM262 220H261V222H262ZM19 221H21V220H19ZM53 221V220H52ZM91 221V220H90ZM5 222V221H4ZM15 222V221H14ZM23 222V221H22ZM178 222V221H177ZM219 222V221H218ZM249 222V221H248ZM253 222H255L254 220H253ZM259 222V221H258ZM9 223V222H8ZM21 223V222H20ZM27 223V222H26ZM31 223V222H30ZM42 223H41V227H42ZM49 223V222H48ZM50 223H52V225L54 226V227H56L55 225V221L54 222H51L50 221ZM176 223V222H175ZM194 223V222H193ZM226 223V222H225ZM262 223H264V221L262 222ZM19 224V223H18ZM33 224V223H32ZM40 224V223H39ZM222 224H224V222L222 223ZM239 224H241V223H239ZM254 224V223H253ZM261 224V223H260ZM5 225V224H4ZM7 225V224H6ZM14 225H16L15 223H14ZM38 225V224H37ZM43 225H44V223H43ZM147 225V224H146ZM185 225V224H184ZM190 225V224H189ZM193 225V224H192ZM207 225V224H206ZM212 225V224H211ZM227 225V224H226ZM225 225V226H226ZM251 225H252V223H251ZM10 226V225H9ZM29 226V225H28ZM40 226V225H39ZM59 226V225H58ZM142 226V225H141ZM177 226V225H176ZM194 226V225H193ZM228 226V225H227ZM261 226V225H260ZM259 225H258V228L260 227ZM40 227V228H41ZM51 227V226H50ZM64 227V226H63ZM143 227V226H142ZM157 227V226H156ZM183 227V226H182ZM191 227V226H190ZM189 227V228H190ZM27 228V227H26ZM29 228V227H28ZM43 228V227H42ZM144 228H145V226H144ZM185 229H188V226L186 225V227H184ZM183 228V229H184ZM199 228V229H200ZM257 228V229H258ZM31 229H32V227H31ZM140 229V228H139ZM182 229V230H183ZM191 229H192V227H191ZM194 229V228H193ZM196 229V228H195ZM194 229V230H195ZM260 229V228H259ZM144 230V229H143ZM143 230H141V231H143ZM190 230V229H189ZM202 230H203V228H202ZM211 230V229H210ZM213 230V229H212ZM32 231V230H31ZM83 231H85V230H83ZM82 231V232H83ZM197 231V230H196ZM200 231H201V229H200ZM203 231H205V230H203ZM251 231H253V230H251ZM256 231V230H255ZM137 232H138V230H137ZM212 232V231H211ZM35 233V232H34ZM56 233V232H55ZM85 233V232H84ZM83 233V234H84ZM87 233V232H86ZM89 233V232H88ZM142 233V232H141ZM141 233H139V234H141ZM210 233V232H209ZM258 233V232H257ZM2 234V233H1ZM0 234V235H1ZM32 234H33V232H32ZM37 234V233H36ZM50 234V233H49ZM78 234V233H77ZM90 234V233H89ZM175 234V233H174ZM178 234V233H177ZM180 234H181V232H180ZM29 235V234H28ZM48 235V234H47ZM91 235V234H90ZM142 235V234H141ZM210 235V234H209ZM140 236V235H139ZM174 236V235H173ZM181 236V235H180ZM30 237H31V234H30ZM35 238H36V235L34 236ZM80 238H82V237H80ZM91 238V237H90ZM174 238H175V236H174ZM180 238V237H179ZM183 238V237H182ZM27 239V238H26ZM32 239V238H31ZM83 239V238H82ZM87 239V238H86ZM93 239V238H92ZM143 239V238H142ZM28 240V239H27ZM30 240V239H29ZM33 241H34V239H32ZM36 240V239H35ZM81 240V239H80ZM141 240V239H140ZM176 240V239H175ZM82 241V240H81ZM85 241V240H84ZM102 241V240H101ZM192 241V240H191ZM5 242V241H4ZM78 242H80V241H78ZM195 242V241H194ZM75 243V242H74ZM73 243V244H74ZM96 243V242H95ZM103 243V242H102ZM72 244V243H71ZM84 244V243H83ZM1 245V244H0ZM101 245V244H100ZM72 246V245H71ZM86 246V245H85ZM105 246V245H104ZM158 246H159V244H158ZM261 246V245H260ZM94 247V246H93ZM120 247V246H119ZM154 247V246H153ZM4 248V247H3ZM80 248V247H79ZM78 248V249H79ZM90 248V247H89ZM157 248V247H156ZM259 248V247H258ZM97 249H99V248H97ZM102 249V248H101ZM68 250H69V248H68ZM80 250V249H79ZM100 250V249H99ZM66 251V250H65ZM76 251H78V250H76ZM165 251V250H164ZM82 252V251H81ZM80 252V253H81ZM91 252V251H90ZM159 252V251H158ZM161 252V251H160ZM2 253V252H1ZM5 253V252H4ZM75 253V252H74ZM87 253V252H86ZM166 253H168V252H166ZM263 253V252H262ZM159 254V253H158ZM162 254V253H161ZM61 255V254H60ZM88 255V254H87ZM90 255V254H89ZM106 255V254H105ZM73 256V255H72ZM86 256V255H85ZM159 256V255H158ZM78 257V256H77ZM80 257V256H79ZM105 257V256H104ZM163 257V256H162ZM94 258V257H93ZM164 258V257H163ZM168 258V257H167ZM85 260H86V258H84ZM96 259V258H95ZM166 259V258H165ZM80 260H81V258H80ZM164 260V259H163ZM84 261V260H83ZM211 261V260H210ZM209 261V262H210ZM69 262V261H68ZM90 262V261H89ZM100 263V262H99ZM123 263V262H122ZM160 263V262H159ZM162 263H163V261H162ZM5 264H7V261L5 262ZM81 264V263H80ZM91 264V263H90ZM164 264H166V263H164Z\"/></svg>",
	"mask_w": 264,
	"mask_h": 264
}]
</instances>
